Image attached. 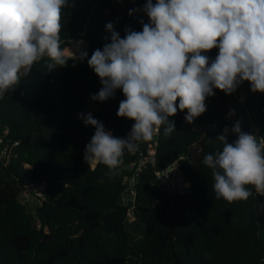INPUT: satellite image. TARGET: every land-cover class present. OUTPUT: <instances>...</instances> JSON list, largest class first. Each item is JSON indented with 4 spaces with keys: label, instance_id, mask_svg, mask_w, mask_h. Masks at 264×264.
<instances>
[{
    "label": "trees",
    "instance_id": "16d2710c",
    "mask_svg": "<svg viewBox=\"0 0 264 264\" xmlns=\"http://www.w3.org/2000/svg\"><path fill=\"white\" fill-rule=\"evenodd\" d=\"M63 9L61 48L74 40L88 57L66 56V66L49 71L47 60L33 65L20 84L0 99V133L17 141L11 160L0 162V264H264V195L252 189L246 201L216 199L206 154L222 150L216 140L230 126L232 96L214 89L207 110L192 124L185 112L169 117L175 130L160 132L125 152L118 174L103 164L89 167L86 145L95 132L81 114L91 113L105 129L125 138L134 121L117 116L122 90L104 102L92 100L102 87L87 60L110 43L106 24L142 31L149 18L146 0H69ZM155 3V0H153ZM131 11V15L129 14ZM218 49L207 55L214 59ZM249 84L244 81L239 86ZM257 126L264 136V93L258 92ZM236 136L229 131L228 140ZM135 186V220L121 195L131 164L149 156ZM189 184L187 192L156 186L158 174L175 160ZM45 182L44 199L32 213L21 202L27 184ZM37 199V198H36Z\"/></svg>",
    "mask_w": 264,
    "mask_h": 264
},
{
    "label": "clouds",
    "instance_id": "9594fccd",
    "mask_svg": "<svg viewBox=\"0 0 264 264\" xmlns=\"http://www.w3.org/2000/svg\"><path fill=\"white\" fill-rule=\"evenodd\" d=\"M69 6V0H0V99L35 63L46 59L49 71L66 66L60 33ZM142 10L149 18L142 31L126 28L122 38L107 23L111 42L87 60L102 84L91 99L104 102L122 90L117 116L134 121L127 137L119 138L91 113L81 114L95 128L85 162L92 168L103 164L113 176L125 152H136L162 126L165 135L175 130L169 117L186 111L184 119L192 124L205 113L214 89L231 95L247 81L253 93H264V0H146ZM213 49L218 54L210 59ZM76 57L83 60L88 53L80 50ZM216 140L222 150L203 157L216 199L246 201L252 189L264 195V136L243 131L236 121ZM175 168L169 165L161 176Z\"/></svg>",
    "mask_w": 264,
    "mask_h": 264
},
{
    "label": "built area",
    "instance_id": "2783aa9c",
    "mask_svg": "<svg viewBox=\"0 0 264 264\" xmlns=\"http://www.w3.org/2000/svg\"><path fill=\"white\" fill-rule=\"evenodd\" d=\"M121 2V0H119ZM249 133H255L256 135L259 133L258 128L255 131H247ZM7 134V130H5L2 134L0 133V162L7 164L12 156L14 155V149L18 145L17 141L11 142L9 140L5 141V135ZM155 134L154 136H156ZM153 136V137H154ZM149 156L141 157L138 161L131 164L130 168L133 170V174L131 177L125 178V183L127 184V188L121 195V201L123 205L129 208L128 210V220L134 221V207H135V183L140 175L146 167V162L148 160L154 161L155 150L152 143L149 144ZM163 170L161 173L165 172ZM158 174V180L155 182L156 186L162 189H172L178 191L180 193L188 191V183L184 180L181 173L178 171L176 167L174 171L168 173L167 175ZM46 183L42 182L38 185L35 184H27L25 185L20 192V200L21 202H27V199L37 198L44 199V194L46 191Z\"/></svg>",
    "mask_w": 264,
    "mask_h": 264
},
{
    "label": "rangeland",
    "instance_id": "374dc122",
    "mask_svg": "<svg viewBox=\"0 0 264 264\" xmlns=\"http://www.w3.org/2000/svg\"><path fill=\"white\" fill-rule=\"evenodd\" d=\"M67 47L64 49L65 56H71V57H76V55L78 56L80 50H86V51L88 50V46L83 40H74ZM239 92H240V86H238L237 90L232 94L229 100V106H230L229 113L230 111L233 110L235 113L234 115L231 116L228 113V117L230 119L229 129H231V127L234 125L236 121H239L243 131L245 132H247L248 130L255 131V129L258 128L257 126L258 92L253 93L249 89L247 100L245 102L240 101L239 98H237ZM187 187L189 188V184ZM26 201L32 213H34L35 207L38 204V199L30 198L27 199Z\"/></svg>",
    "mask_w": 264,
    "mask_h": 264
},
{
    "label": "crops",
    "instance_id": "0c3cea01",
    "mask_svg": "<svg viewBox=\"0 0 264 264\" xmlns=\"http://www.w3.org/2000/svg\"><path fill=\"white\" fill-rule=\"evenodd\" d=\"M249 89H250V84H245L243 86H240V92L237 98H239L240 101L245 102L247 100Z\"/></svg>",
    "mask_w": 264,
    "mask_h": 264
},
{
    "label": "water",
    "instance_id": "95a60500",
    "mask_svg": "<svg viewBox=\"0 0 264 264\" xmlns=\"http://www.w3.org/2000/svg\"><path fill=\"white\" fill-rule=\"evenodd\" d=\"M248 131H251V130H248ZM258 131H259V128H258ZM261 136H260V134L258 133L257 134V138L259 139ZM172 164H176V167H178V164H179V161L176 159ZM168 168V167H167ZM167 168H166V170H167Z\"/></svg>",
    "mask_w": 264,
    "mask_h": 264
},
{
    "label": "bare ground",
    "instance_id": "6f19581e",
    "mask_svg": "<svg viewBox=\"0 0 264 264\" xmlns=\"http://www.w3.org/2000/svg\"><path fill=\"white\" fill-rule=\"evenodd\" d=\"M68 48V47H67ZM71 48V47H70ZM69 49V48H68ZM72 49V48H71Z\"/></svg>",
    "mask_w": 264,
    "mask_h": 264
}]
</instances>
